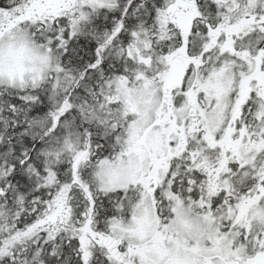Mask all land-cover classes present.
Masks as SVG:
<instances>
[{"label":"snow or ice","instance_id":"snow-or-ice-1","mask_svg":"<svg viewBox=\"0 0 264 264\" xmlns=\"http://www.w3.org/2000/svg\"><path fill=\"white\" fill-rule=\"evenodd\" d=\"M0 264H264V0H0Z\"/></svg>","mask_w":264,"mask_h":264}]
</instances>
